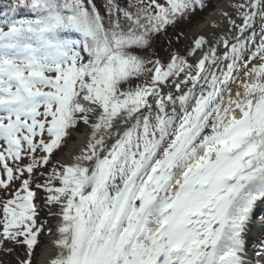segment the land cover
<instances>
[{
  "label": "snow or ice",
  "instance_id": "snow-or-ice-1",
  "mask_svg": "<svg viewBox=\"0 0 264 264\" xmlns=\"http://www.w3.org/2000/svg\"><path fill=\"white\" fill-rule=\"evenodd\" d=\"M208 6L0 8V257L23 248L14 264L264 262L251 227L264 206V0H230L203 32L180 27ZM42 214L56 222L43 261Z\"/></svg>",
  "mask_w": 264,
  "mask_h": 264
},
{
  "label": "trees",
  "instance_id": "trees-1",
  "mask_svg": "<svg viewBox=\"0 0 264 264\" xmlns=\"http://www.w3.org/2000/svg\"><path fill=\"white\" fill-rule=\"evenodd\" d=\"M10 2V0H0V8H3V7H5L8 3ZM102 2V0H96V3L99 5L100 3ZM214 3H215V0H209V6L203 11L204 13H208L209 11H211V10H213L214 9ZM203 12H200V13H203ZM199 14V13H198ZM196 22H197V20L196 19H194V21H193V24L192 25H184V24H182L180 27L181 28H183V29H185V30H187L188 28H190V27H193V26H195L196 25ZM170 35H172L171 34V32H170ZM174 38V37H173ZM154 50H155V52L159 55V56H161V57H166L167 56V54H168V46H167V44H166V40H165V38H159L157 41H156V43H155V48H154ZM82 130H80V132H81ZM78 132V131H77ZM71 139H73V138H70L69 139V141L71 140ZM66 149V148H65ZM65 149H64V151H65ZM262 218H264V213H263V216H262ZM41 219H43V220H45L46 221V224H45V232L44 233H42L41 234V236H40V244H41V247H39L38 249H37V254H38V256H39V253H40V251H41V248H42V245L46 242V238H47V229H48V227H53V223H54V219H51V217L50 216H47L46 214H42V216H41ZM260 238H261V240H264V229H263V235L262 236H260ZM18 251V256L20 255V257L23 255V248H18L16 251H13V252H11V253H9L10 255H4L3 257H0V258H2V259H4L5 257H7V259H10V260H13L14 261V258L13 257H11V255H13V253L14 252H17ZM17 256V257H18ZM16 257V259H18ZM15 259V260H16ZM257 261H259V257H257ZM259 264H264V262H259Z\"/></svg>",
  "mask_w": 264,
  "mask_h": 264
},
{
  "label": "rangeland",
  "instance_id": "rangeland-1",
  "mask_svg": "<svg viewBox=\"0 0 264 264\" xmlns=\"http://www.w3.org/2000/svg\"><path fill=\"white\" fill-rule=\"evenodd\" d=\"M218 1L219 0H215V4L214 5H216L217 3H218ZM215 8V7H214ZM212 11V10H211ZM211 11H209L208 13H199V14H197V16H196V20H197V22H196V25L195 26H193V27H191V28H195L197 25H199V24H201L202 22H204L206 19H207V17H208V15H209V13L211 12ZM82 134V132L79 134V133H74V137H73V140H72V142H75L76 140H77V138H78V136L77 135H81ZM70 143L71 142H69L68 143V146L66 147V149H65V151H64V154H66V151H67V148L69 147V145H70ZM263 212H264V206H258L257 207V209L255 210V216H256V220H255V224H256V226H255V229H253L252 231H253V235L257 238V239H261L260 238V236H262V229H263V224H264V218H261V215L263 214ZM52 219V218H51ZM55 220H54V223H53V227L55 226ZM49 240H50V237L49 236H47V238H46V243L42 246V248H41V251H40V253H39V258H40V256H41V254H42V249L43 248H45L46 247V245H47V243L49 242ZM16 253V252H15ZM13 254V255H11V257H13L14 258V261H15V259H16V257L18 256V255H16V254ZM17 253H18V251H17ZM17 258H20V255L17 257ZM14 261L13 260H10L9 262H10V264H14Z\"/></svg>",
  "mask_w": 264,
  "mask_h": 264
},
{
  "label": "bare ground",
  "instance_id": "bare-ground-1",
  "mask_svg": "<svg viewBox=\"0 0 264 264\" xmlns=\"http://www.w3.org/2000/svg\"><path fill=\"white\" fill-rule=\"evenodd\" d=\"M229 3H230V0H219L218 3L215 5L214 10H212L209 13L207 19L204 22H202L201 24L197 25L195 28H198L199 31L203 32L207 29L209 24H211L215 19H217L219 17L221 10H226V11L231 12V8L228 7ZM82 135L83 134L78 136V138L75 142L70 143L69 147L67 148L66 154L68 153L69 149H74L76 146H78L77 141L82 139ZM255 226H256V224L253 223L251 226L252 230L255 229ZM51 239L52 238L50 237L49 243L46 245V247L50 248ZM44 259H45V254L42 251V254L40 256V260L43 261Z\"/></svg>",
  "mask_w": 264,
  "mask_h": 264
}]
</instances>
